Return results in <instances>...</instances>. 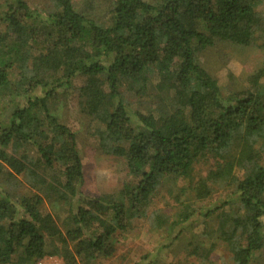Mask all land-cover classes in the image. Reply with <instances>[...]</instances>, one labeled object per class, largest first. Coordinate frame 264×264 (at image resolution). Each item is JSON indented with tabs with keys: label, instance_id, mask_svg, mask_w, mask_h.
<instances>
[{
	"label": "trees",
	"instance_id": "trees-1",
	"mask_svg": "<svg viewBox=\"0 0 264 264\" xmlns=\"http://www.w3.org/2000/svg\"><path fill=\"white\" fill-rule=\"evenodd\" d=\"M263 7L0 0V264H101L135 223L164 235L157 250L187 241L195 264H258ZM219 45L262 55L245 88L224 92L202 64ZM68 98L93 158L125 164L117 191L85 193L77 134L55 112ZM131 264L157 262L144 255Z\"/></svg>",
	"mask_w": 264,
	"mask_h": 264
},
{
	"label": "rangeland",
	"instance_id": "rangeland-1",
	"mask_svg": "<svg viewBox=\"0 0 264 264\" xmlns=\"http://www.w3.org/2000/svg\"><path fill=\"white\" fill-rule=\"evenodd\" d=\"M28 1L36 4L39 0ZM81 1L76 0V2ZM262 14L264 18V7L262 8ZM223 50H225V53L222 54L226 56L224 61L220 60V57H217V52H222ZM207 51L208 53H205V56H200V60L203 65L207 66L210 70H214L220 87L226 93L245 88L247 85L245 81L248 75L263 62L262 55L255 48L240 49L219 45ZM219 60L226 62L222 65L219 63ZM59 108L55 112L59 114L61 122L77 134V145L84 169L85 193L88 196H92L97 193H112L117 191L125 178V164L120 159L115 158L94 159L93 157L97 156V154H95L91 147L92 140L84 134L82 130L84 122L77 115L73 102L68 98L66 99L65 106L63 107L62 105ZM223 198L220 195L218 199L222 201ZM219 201L210 200L206 203H216ZM201 207H205V203L201 204ZM183 240L169 249L157 250L158 247L167 244L164 235L147 232L145 228L141 229L139 224L135 223L133 230L121 237L114 257L104 260L101 264H131L139 262L141 256L144 255L154 257L157 264H195L193 258L188 256L192 247L187 245V241ZM217 252H220V250L217 249ZM258 264H264V252L261 254Z\"/></svg>",
	"mask_w": 264,
	"mask_h": 264
},
{
	"label": "built area",
	"instance_id": "built-area-1",
	"mask_svg": "<svg viewBox=\"0 0 264 264\" xmlns=\"http://www.w3.org/2000/svg\"><path fill=\"white\" fill-rule=\"evenodd\" d=\"M36 264H62V262L57 257H45L38 260Z\"/></svg>",
	"mask_w": 264,
	"mask_h": 264
}]
</instances>
